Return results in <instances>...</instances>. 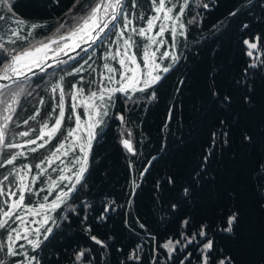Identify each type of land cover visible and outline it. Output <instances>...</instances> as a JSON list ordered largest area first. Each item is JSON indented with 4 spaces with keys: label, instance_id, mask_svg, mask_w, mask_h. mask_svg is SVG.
<instances>
[{
    "label": "trees",
    "instance_id": "1",
    "mask_svg": "<svg viewBox=\"0 0 264 264\" xmlns=\"http://www.w3.org/2000/svg\"><path fill=\"white\" fill-rule=\"evenodd\" d=\"M10 2L14 18L25 22L21 35L29 31L33 35L26 42L8 44L9 22H0V36H3L0 42L7 48L47 37L59 20L65 18L73 0ZM137 3L138 8L129 9L131 12L153 14L149 0H137ZM205 3L208 8L203 7ZM230 12L237 14L229 16ZM197 13V22L188 24ZM0 14L12 15L6 11ZM131 18L134 26H144L143 20L136 16ZM182 19L187 24V38H178L175 49L181 60L156 86V99H146L144 93H136L132 100H126L118 94L109 116L96 130L98 135L93 140L85 174L86 186H78L73 198L64 205L65 211L52 213L53 233L35 253L42 258V264H71L73 252L82 248L91 249L93 264H170L166 251L159 245L170 238L180 239V233L185 231L181 228L185 219L191 221L189 233L200 223L209 222L216 247L229 254L234 264H264V171L261 170L264 165V67L251 68L245 76L244 69L249 63L259 64V61L246 56L242 44L243 39L253 35L264 37V0H192L190 10ZM33 24L45 27L32 30ZM244 24L249 27L242 29ZM110 45L111 42H105L89 50L92 69L99 67ZM257 54L264 59V47ZM162 63L166 65L169 61ZM78 66L70 59L46 74L38 72L29 76L24 82L27 90L18 97L19 106H15L16 115L10 124L13 135L8 137L9 142L24 144L35 138V133L29 137L16 134L38 129L42 122H47V113L51 112L55 100L40 87L47 77L51 79L50 85L60 82L61 77L65 86L79 81V76L66 75ZM52 73L54 75H48ZM87 73L92 78L95 72L88 69L80 75L84 77ZM242 78L252 84L251 93L238 83ZM88 81L84 77L86 92ZM214 90L219 93L218 98L212 95ZM225 95L231 97L226 107L221 103ZM246 95L251 97L250 104L244 102ZM41 99L44 104L39 103ZM67 103H71L68 98ZM37 111L40 115L36 120L23 123ZM121 114L125 117L123 123L117 118ZM170 114L171 119H168ZM129 131L136 156L129 154L120 142L128 138ZM224 131L229 133L228 143L214 146L210 159L204 162L203 157L212 144V133ZM244 133L252 137L250 142L244 140ZM30 147L36 145L25 144L24 148L8 150L9 153L23 151L26 155L18 158L15 165L0 168V179L14 166L34 165L40 161L33 157L49 154L47 146L37 153L29 152ZM168 177L175 183H166ZM185 187L190 190L187 197L183 194ZM31 199L35 205L41 197ZM105 204L111 210L101 219ZM172 204L177 205L175 210ZM69 205L78 208V213L69 216ZM229 207L238 213L233 233L217 232L221 209ZM92 235L104 241L107 247L102 249L96 245L90 239ZM193 249L194 246L187 249L192 252L190 261L198 264V253ZM24 251L33 254L27 244ZM134 252L139 259H129V254ZM183 255L176 253L175 264H179Z\"/></svg>",
    "mask_w": 264,
    "mask_h": 264
},
{
    "label": "snow or ice",
    "instance_id": "2",
    "mask_svg": "<svg viewBox=\"0 0 264 264\" xmlns=\"http://www.w3.org/2000/svg\"><path fill=\"white\" fill-rule=\"evenodd\" d=\"M191 2L192 0H149L153 14L145 16L129 10L138 8L137 0H130V4L129 0H73L71 7L65 13L67 19L55 28V33H60L58 36L54 33L44 40L36 41L35 44L28 42L26 45L13 48H7L4 42H0V80L10 81L16 85V89H11L9 84H0V106H3L0 111V157H3L0 159V168L15 165L18 158L26 155L23 151L9 153L8 150L24 148L25 144L36 145L28 149L31 153H37L46 146L49 148L48 155L33 157L39 159V163L14 166L0 179V230H2L0 231V264H42V258L35 253L53 233L50 224L55 223V219L51 213L65 211L64 205L73 198L78 186L79 188L86 186L85 174L88 171L93 140L98 135L96 130L104 124V118L109 116V109L115 105L118 94H122L126 100H132L136 93H144L146 99L155 100L156 86L181 60L175 51L176 42L180 37L187 38V24L182 18L186 11L190 10ZM203 7L208 8V4H203ZM0 11L12 14L10 16L0 14V22H9L6 42L17 45L20 41H28V37L32 36L33 32L29 31L27 35H21L25 22L14 18L10 0H0ZM236 14L230 12L229 16ZM198 15V13L193 15L187 23L195 24ZM132 16L143 20L144 26H134ZM11 24H15V27H11ZM30 27L35 30L45 25L33 24ZM248 27L244 24L242 29ZM113 35L116 36L115 41H112ZM0 40H3V36H0ZM105 42L116 43L117 47L115 51L108 49L103 55L105 63L102 65L104 71L100 73L101 80L99 84H96L95 79L89 80L86 92L83 86L84 77L80 74L88 69L95 71L89 63L92 60L89 48ZM242 44L245 46V54L250 59L259 61V64L249 63L244 69L246 76L251 68L264 67V59L257 54L264 47V37L253 35L251 38L243 39ZM53 45L56 47L53 48ZM169 47L172 51L167 50ZM161 48L165 50L160 51ZM49 53L53 54L51 58L57 60V66L68 63L67 60L59 59L61 55L76 53L69 58L79 66L73 67L66 75L79 76V81L65 86L64 78L61 77L60 82L51 86L55 104L51 106V112L47 113V122H42L38 129L33 128L16 134L20 137H29L35 133V138L28 139L24 144L9 142L8 137L13 135L10 124L16 115L15 106L20 104L18 97L24 92V82L30 79L29 73H33L34 69L44 71L50 58ZM80 53L83 55L81 56ZM77 56L80 57L79 60ZM81 60L83 63H80ZM165 60L169 61L166 65L162 63ZM111 62H115L118 67ZM47 66L51 67V65ZM85 66L88 68L86 69ZM238 83L246 87L249 93L252 92V84L244 78ZM93 84H96L94 90L91 87ZM212 95L219 97V93L215 90ZM66 98L70 99L71 103L66 104ZM244 102L251 103L250 95L244 97ZM39 103L44 104L45 101L41 99ZM221 103L226 107L231 103V97L225 95ZM78 109L83 111L80 112ZM38 115H40L39 111L36 115L29 116L23 123L28 124L29 119L36 120ZM117 118L122 123L125 122L123 114ZM168 119H171V114ZM223 124L222 120L221 125ZM16 126L19 127L18 124ZM228 135L227 131L212 133V144L203 157L204 162L210 159L214 146L218 143L225 145L228 143ZM126 136L128 138L120 142L129 154L136 156L137 151L130 138L131 131L127 132ZM243 138L248 142L252 139L247 133L243 134ZM37 141L40 143L37 144ZM61 157L67 159L62 160ZM57 161H60L63 167H53ZM129 167H132L131 161ZM34 169L37 171L34 172ZM49 169L56 172L57 176L49 175ZM261 170L264 171V165H261ZM165 182L175 183L172 177H168ZM183 194L185 197L189 196V188L185 187ZM33 196L41 197L35 205L31 199ZM50 197L53 198L49 199ZM171 207L175 210L177 205L172 204ZM110 210V206L105 204L100 218L103 219L104 214ZM76 213L78 208L69 205L68 215ZM220 215L222 219L217 223L216 231L232 234L238 213L229 207L221 209ZM35 217L40 219L37 220ZM17 222L18 225L13 226ZM32 224L39 226L30 228L29 225ZM190 226L191 221L185 219L181 224V228L185 231L180 233V239L170 238L159 245L166 251L170 264H175L178 252L184 254L183 259H179V264H185L186 261L191 264L192 252L187 251L190 246H194L193 250L198 253V264H234L229 254L216 247L214 235L210 231L212 225L209 222L200 223L191 233L187 231ZM140 227L144 226L141 224ZM90 239L102 249L107 247L106 243L95 235L90 236ZM22 241L26 242L33 254L24 251L25 243ZM138 251L139 249L136 250ZM136 252L130 253L129 259H139ZM90 253L91 249L75 250L71 256V264H93Z\"/></svg>",
    "mask_w": 264,
    "mask_h": 264
},
{
    "label": "rangeland",
    "instance_id": "3",
    "mask_svg": "<svg viewBox=\"0 0 264 264\" xmlns=\"http://www.w3.org/2000/svg\"><path fill=\"white\" fill-rule=\"evenodd\" d=\"M66 19H67L66 16H65L64 19H62V20L60 19L59 22H58V24L64 22ZM58 24H57V25H58ZM62 31H63V30H62ZM54 33H55V29H54V30H53L48 36H52ZM59 34H60V33H55L56 36H58ZM48 36H47V37H48ZM134 38H135V37H134ZM44 39H45V38H43L42 40H44ZM115 40H116V36L113 35V36H112V41H115ZM35 43H36V42H35ZM35 43H33V44H35ZM55 47H56V45H53V48H55ZM85 47H87V45H85ZM93 47H94V46H92V48H93ZM116 47H117L116 43L111 42V45H110L109 49L115 51ZM92 48H89V50H91ZM107 50H108V49H107ZM107 50H106V52H107ZM164 50H165V48H161V49H160V51H164ZM167 50L172 51V49H171L170 47H169ZM106 52H105L103 55H105ZM72 55H76V53H69L68 56L61 55V56L59 57V59L69 61V60H70L69 57L72 56ZM80 55L82 56L83 53H80ZM103 55H102V57H103ZM157 55H159V52L157 53ZM52 56H53V54H52V53H49V57H50V58L47 60V65H51V67H48L47 65H45V67H44V71H41L40 69H38V70L34 71L33 73H29V76H30L31 74L38 73V72H43V73L45 72V74H46L47 72H49V71H51L52 69H54L55 67H57V60H56L55 58H51ZM102 57H101V60H100V63H99V67H98L97 69H95V71H94L95 73H94V75L92 76V78L88 77V73H87L86 76H84L85 79H88V80L95 79L96 84H99V82H100V80H101L100 73L104 71L102 65H103V63H105V61L103 60ZM77 58H80V57L77 56ZM53 59H54V60H53ZM51 62H52V63H51ZM111 63H113L114 66L118 67V65H115V62H111ZM50 80H51V79H50L49 77H47V78L45 79L44 83L42 84V86H41L40 88L42 89V91H43L45 94H50V95L53 96V94L51 93V86H52V85H50ZM4 82H10V81H3V82H0V84H2V83H4ZM96 84H93V86L96 87ZM110 86H115V85H110ZM23 87H24V92H25V91L27 90V84H24ZM10 88H11V89H16V85H10ZM17 90H18V89H17ZM5 91H8V90H5ZM2 107H3V106H0V111H2ZM78 111L82 112L83 109H78ZM104 119H105V118H104ZM39 143H40V141L37 142V144H39ZM21 144H23V143H21ZM61 159H62V160H65V159H67V158L61 157ZM44 166L47 167V165H44ZM53 167H63V165L60 163V161H57L56 164L53 165ZM48 174H50V175H54L55 177L57 176V173H56V172H52L51 169H49V173H48ZM51 215H52V213H51ZM27 219H32V217H27ZM35 219L39 220L40 217H35ZM17 225H18V222H17V224H15V225H13V226H17ZM38 226H39L38 224H32V225H29L30 228H36V227H38ZM50 226H51V224H50ZM0 231H2V230H0ZM22 243H25V244H26V242H23V241H22ZM6 259H7V258H6Z\"/></svg>",
    "mask_w": 264,
    "mask_h": 264
},
{
    "label": "water",
    "instance_id": "4",
    "mask_svg": "<svg viewBox=\"0 0 264 264\" xmlns=\"http://www.w3.org/2000/svg\"><path fill=\"white\" fill-rule=\"evenodd\" d=\"M247 56V55H246ZM36 70H38V69H34V71H36ZM0 82H3V80H0ZM148 164V163H147ZM147 164L145 165V168L147 167ZM144 168V169H145ZM143 173V172H142Z\"/></svg>",
    "mask_w": 264,
    "mask_h": 264
},
{
    "label": "bare ground",
    "instance_id": "5",
    "mask_svg": "<svg viewBox=\"0 0 264 264\" xmlns=\"http://www.w3.org/2000/svg\"><path fill=\"white\" fill-rule=\"evenodd\" d=\"M54 60V59H53ZM52 63V62H51Z\"/></svg>",
    "mask_w": 264,
    "mask_h": 264
}]
</instances>
